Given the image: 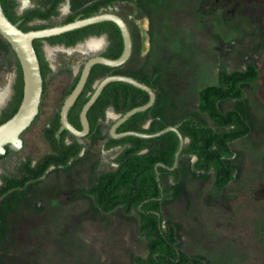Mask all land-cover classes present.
<instances>
[{"label":"rangeland","instance_id":"obj_1","mask_svg":"<svg viewBox=\"0 0 264 264\" xmlns=\"http://www.w3.org/2000/svg\"><path fill=\"white\" fill-rule=\"evenodd\" d=\"M17 1L21 14L46 8L53 0ZM93 1L65 0L58 16L31 24L62 25ZM103 11L120 15L135 43V62L120 74L153 78L158 110L151 116L168 124L193 116L200 124L214 126L198 110L199 93L218 83L222 61L230 71L251 61L262 72L256 93L251 85H244V99L219 104L224 111L239 110L251 126L247 136L231 144L234 156L226 160L236 169L235 179L214 195V172L193 171L195 158L185 155L178 165L179 182L162 175L172 191L161 203L164 225L176 226L178 245L190 255L206 264H258L242 244L247 234L240 231L239 222L253 214L264 238V213L248 211L246 202L264 196V0H135L117 2ZM107 45L105 36H92L73 47L42 46L51 68L45 79L43 116L23 137L27 149L21 157L10 152L7 162L0 160V183L1 175L16 174L26 157L36 161L50 152L43 137L45 127L60 110L84 63L102 55ZM16 73V55L0 39V93L6 92L0 111L11 101ZM118 116L108 109L91 141L80 140L85 148L67 167H52L40 180L1 200L0 264H133L135 256L148 255L137 215H126L121 208L103 213L85 194L98 174L116 167L115 158L123 147L108 150L105 143Z\"/></svg>","mask_w":264,"mask_h":264},{"label":"trees","instance_id":"obj_2","mask_svg":"<svg viewBox=\"0 0 264 264\" xmlns=\"http://www.w3.org/2000/svg\"><path fill=\"white\" fill-rule=\"evenodd\" d=\"M0 2L11 21L13 23L20 22V29L29 31L51 27L46 24L32 25L31 23L36 20L47 21L58 16L60 14L59 7L65 0H53L46 8L34 7L21 14L18 13L17 0H0ZM117 2L135 3V0H95L75 14L69 15L65 23L72 22L79 16L86 18L98 14ZM104 34L108 36L110 44L102 55L112 59L120 57L124 50V39L121 29L112 21L93 24L45 39H36L34 46L41 64L44 88L45 79L51 72V68L42 48L43 42L73 47L89 37H99ZM82 68L69 87L66 96L77 85ZM118 68L102 64L93 66L84 90L69 112V120L75 127L81 129L80 113L95 91L96 83ZM16 74L14 94L9 104L0 111V124L17 112L23 98L24 79L18 59ZM261 75L262 72L251 61L247 62L243 69L234 71L229 70L225 61L220 63L218 83L205 87L199 93L198 110L206 114L214 126L200 124L193 116H186L168 124L160 118H153L151 108L131 116L119 126L117 131L119 133L137 131L154 134L168 125L178 124L183 136L188 138V142L181 150L180 159L185 155L194 157L195 160L191 167L195 172L210 173L213 171L215 180L211 192L214 195H220L236 175V169L226 164V160L234 156L231 144L247 136L251 131V126L239 110L224 111L219 104L230 99H244L246 96L244 85H251L256 93L259 90L258 82ZM141 81L156 90L152 77ZM149 99L147 91L130 83L120 81L109 83L88 112L90 134L95 131L99 122L106 119L108 108L112 107L117 114L124 115L132 108L146 104ZM60 110L51 118L43 132V137L51 146V151L36 161L30 156L26 157L18 165L14 175L2 174L0 202L11 192L25 189L29 183L40 180L50 167H67L71 160L77 158L85 148L83 143L66 130L57 136L61 125ZM70 135L74 137V140L68 143L66 139ZM118 146H122L123 149L115 158L116 167L98 174L92 185L85 190V194L92 198L94 204L103 213L110 214L121 208L126 215L135 214L138 216V230L147 239L148 255L135 256L133 264H206L203 259L194 257L183 250L178 245L176 226L171 223L164 225L163 221L161 203L172 190L164 185L162 175L167 174L176 183L179 182L181 175L178 167L170 169L175 163L177 151L181 148L178 135L170 131L153 138L126 136L115 139L110 136L105 143V148L108 150ZM10 150L11 148L7 146V151L4 155H0V160L7 157ZM159 163H163L167 167L158 166ZM157 167L161 180H158ZM246 202L248 211L264 213V196H259V198L253 196ZM251 215L249 218H241L239 222L240 231L247 234L246 238H243L242 244L253 256H256L258 264H264L263 233L260 234L257 231L255 225L257 219L253 214Z\"/></svg>","mask_w":264,"mask_h":264},{"label":"water","instance_id":"obj_3","mask_svg":"<svg viewBox=\"0 0 264 264\" xmlns=\"http://www.w3.org/2000/svg\"><path fill=\"white\" fill-rule=\"evenodd\" d=\"M103 10L100 13L92 15L90 17L82 18L79 16L74 21L62 25L23 31L22 29H20V22L13 23L7 17L0 2V39L9 43L14 53L16 54L22 68L24 79L23 98L17 112L10 119L0 124V155H4L7 151V146H9L11 148V153L21 157V155L27 149V145L24 142L23 137L42 119L43 116L47 96V88L46 84L44 88V78L42 75L40 60L34 46V41L36 39H45L61 35L63 33L93 24L112 21L116 23L121 29L124 39L123 53L116 59L108 58L103 55L93 56L84 63L77 85L75 86L73 91L65 98L61 106V125L58 130L57 136H60V134L66 130L76 138L81 139V141L89 143L96 134L95 131L90 134L91 126L88 119V112L90 108L94 105L104 88L109 83L118 81L130 83L140 89L147 91L149 93L150 99L146 104L134 107L124 115H119L117 120L112 124L110 128V136L115 139L123 138L126 136L153 138L173 131L180 138L181 148L177 151L175 163L172 167H170V169L173 170L178 167L181 150L188 142V138H185L183 136L178 124L168 125L163 130L158 131L154 134L141 133L137 131H125L119 133L117 131L119 126H121L134 114L149 110L151 108V114H153L156 110H158V108L154 104L156 101V92L152 89L151 86L132 76L120 74L133 62H135L137 56L135 43L126 21L116 13ZM44 45H49V43L45 41L43 42V46ZM96 64H102L113 68H120L116 69L112 74L107 75L96 83L95 91L92 93L89 100L85 103L81 110V129H78L70 122L69 112L84 90L91 70ZM7 158L8 156L3 160L7 162ZM158 166L167 167L163 163H159ZM156 170L158 173V180H161L160 174L158 172V167L156 168Z\"/></svg>","mask_w":264,"mask_h":264},{"label":"flooded vegetation","instance_id":"obj_4","mask_svg":"<svg viewBox=\"0 0 264 264\" xmlns=\"http://www.w3.org/2000/svg\"><path fill=\"white\" fill-rule=\"evenodd\" d=\"M102 36H105L106 37V39H107V47L109 46V44H110V42H109V40H108V36L106 35V34H104V35H102ZM100 37V36H99ZM88 39V38H87ZM50 44V43H49ZM51 45V44H50ZM58 46H65V45H60V44H58ZM66 47V46H65ZM44 51V50H43ZM84 66V65H83ZM83 69V68H82ZM82 72V71H81ZM17 75V74H16ZM15 82H16V79H15ZM15 84V83H14ZM13 87H14V85H13ZM13 91H14V88H13ZM14 94V93H13ZM13 97V96H12ZM67 97V96H66ZM65 97V98H66ZM11 100H12V98H11ZM65 100V99H64ZM64 102V101H63ZM110 108H112V107H110ZM110 108H108V109H110ZM113 109V108H112ZM114 110V109H113ZM108 111V110H107ZM115 112V111H114ZM106 115H107V113H106ZM75 137V136H74ZM76 138V137H75ZM79 142H81L80 140L81 139H78V138H76ZM84 139V138H83ZM45 140V139H44ZM74 140V139H73ZM73 140H69L68 138L66 139V141L68 142V143H71ZM46 141V140H45ZM47 142V141H46ZM48 143V142H47ZM82 143V142H81ZM49 144V143H48ZM50 146V145H49ZM50 148H51V146H50ZM84 150V149H83ZM51 151V150H50ZM52 167H56V166H52ZM52 167H50V168H52ZM61 167V166H60Z\"/></svg>","mask_w":264,"mask_h":264},{"label":"bare ground","instance_id":"obj_5","mask_svg":"<svg viewBox=\"0 0 264 264\" xmlns=\"http://www.w3.org/2000/svg\"><path fill=\"white\" fill-rule=\"evenodd\" d=\"M92 43H93V42H92ZM94 43H97V41H94ZM94 43H93V44H94ZM99 43H100V42H99ZM5 95H6V92H5V93H3V92L0 93V103L3 102V99H4Z\"/></svg>","mask_w":264,"mask_h":264}]
</instances>
